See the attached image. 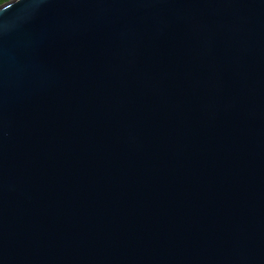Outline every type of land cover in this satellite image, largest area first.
Instances as JSON below:
<instances>
[{
	"label": "water",
	"instance_id": "1",
	"mask_svg": "<svg viewBox=\"0 0 264 264\" xmlns=\"http://www.w3.org/2000/svg\"><path fill=\"white\" fill-rule=\"evenodd\" d=\"M0 264H264V0L0 4Z\"/></svg>",
	"mask_w": 264,
	"mask_h": 264
},
{
	"label": "rangeland",
	"instance_id": "2",
	"mask_svg": "<svg viewBox=\"0 0 264 264\" xmlns=\"http://www.w3.org/2000/svg\"><path fill=\"white\" fill-rule=\"evenodd\" d=\"M6 1H8V0L2 1L0 4L4 3V2H6Z\"/></svg>",
	"mask_w": 264,
	"mask_h": 264
},
{
	"label": "trees",
	"instance_id": "3",
	"mask_svg": "<svg viewBox=\"0 0 264 264\" xmlns=\"http://www.w3.org/2000/svg\"><path fill=\"white\" fill-rule=\"evenodd\" d=\"M2 1H5V0H0V3H1Z\"/></svg>",
	"mask_w": 264,
	"mask_h": 264
}]
</instances>
